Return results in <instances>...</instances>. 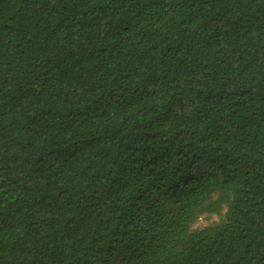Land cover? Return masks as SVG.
<instances>
[{"label":"trees","instance_id":"obj_1","mask_svg":"<svg viewBox=\"0 0 264 264\" xmlns=\"http://www.w3.org/2000/svg\"><path fill=\"white\" fill-rule=\"evenodd\" d=\"M0 264H264V0H0Z\"/></svg>","mask_w":264,"mask_h":264},{"label":"rangeland","instance_id":"obj_2","mask_svg":"<svg viewBox=\"0 0 264 264\" xmlns=\"http://www.w3.org/2000/svg\"><path fill=\"white\" fill-rule=\"evenodd\" d=\"M225 210L226 209L223 210L222 214H212V215H209V216H202L196 222L194 227L201 228V227H204L205 225H208V224L215 223V222L219 221L224 216Z\"/></svg>","mask_w":264,"mask_h":264}]
</instances>
